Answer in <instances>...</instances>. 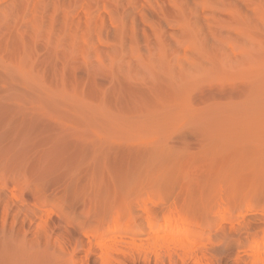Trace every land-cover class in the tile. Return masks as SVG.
Masks as SVG:
<instances>
[{"label": "rangeland", "instance_id": "rangeland-1", "mask_svg": "<svg viewBox=\"0 0 264 264\" xmlns=\"http://www.w3.org/2000/svg\"><path fill=\"white\" fill-rule=\"evenodd\" d=\"M254 180L264 201V0H0V185L7 207L53 229L37 264H108L100 244L119 264H197L176 249L156 258L171 232L149 230L145 211L160 225L169 205L196 212L205 264H245L264 206L258 219L239 202L219 212ZM116 203L138 231L87 257ZM5 205L12 238L25 216Z\"/></svg>", "mask_w": 264, "mask_h": 264}, {"label": "bare ground", "instance_id": "bare-ground-1", "mask_svg": "<svg viewBox=\"0 0 264 264\" xmlns=\"http://www.w3.org/2000/svg\"><path fill=\"white\" fill-rule=\"evenodd\" d=\"M257 82H258V78L256 81V85H257ZM256 171L258 173V168ZM11 184H12V182H11ZM15 184H17V183H15ZM8 185H10V184H8ZM8 185H4V186L0 185V205L1 206L6 204V203H4L7 200L6 199V197H7L6 193L9 191L10 186H12V185H10V186H8ZM251 185H252V188L249 190L250 193L245 198L239 197V195H237L236 191L230 192L229 199L224 202L223 209L225 212L224 211H223V213L219 212L220 213L219 219H223L226 216V212L228 209L230 210V212L233 211V208L231 206H232V203H235V202H239L240 204H243V207L246 208L247 211L251 212L250 214H248L249 217L258 219V208L264 206V204H263L264 201L262 200V198H260L258 196V181H255V180L252 181ZM15 187H17V186H15ZM13 189H14V187H13ZM9 193H10V191H9ZM35 193L36 194L39 193L40 197H41L40 191L37 192V190H36ZM42 194H44V193H42ZM4 197H5V201L3 199ZM13 197H11V198H13ZM41 198L44 200L46 199L43 197H41ZM2 199H3V202H2ZM14 199H15V197H14ZM14 199H12L11 201H14ZM17 201H14V203L19 202V201L18 202ZM261 202L263 205L261 204ZM118 204L116 203V207L114 206L115 205L114 204L113 208H111L112 206H110L109 208H104V210L102 209L101 213H99V215L105 216V214L107 212H104V211H106L107 209L109 211H111V213H113L114 210H116L115 214L113 213V215H112V218H113L112 223H109L106 227L104 225H100V226L96 227L95 235L88 237L89 245L87 246L88 250L86 249L87 254H88L87 257L90 258L91 256L94 255V253H96V249H94L93 241L99 240L102 242L103 239L108 237V238H110L109 241L111 243L117 244L119 242H123V240H126L129 232L138 231L140 225H138L137 221L134 218L135 213L128 206L125 207V206H122V204H119V205ZM7 205H8V207L5 205L6 206L4 209L5 212L2 211L3 213H5L4 216L6 215V217H10V215L11 216L13 215L15 220L13 219L12 221L13 222L15 221V223L18 222V220H19L18 217L21 214L24 215L25 218L21 217L24 220L21 218L19 220L20 223H22V224L20 225L18 230H16V231H18V233H15L13 231L14 232L13 235L10 234L13 237H14V234L15 235L18 234L19 236H17V237L15 236L16 240H14L15 238H13V237L12 238H10V237L6 238V236H8V235H6L4 237L3 236L4 234H0L2 236V238L4 239L3 240L2 238H0V241H1L0 242V248H1L0 249V252H1L0 253L1 254L0 255V264H37L41 260V257L47 255L50 252H52L54 254L55 247H53L54 245H52V243H51V240H50L51 235L49 234V230H48V229H50V231H52L53 229L51 228L49 223L41 221V222H39V224H37L36 218L34 215H32V218H29L30 215L26 213L23 204H20L21 208H18V209H17V207H14V208H16V209H14L13 206H11V205H13V203L10 204V206L8 203H7ZM117 206L120 208H118ZM87 207L85 205V209ZM94 207H96V206H93V209H92L93 211H94ZM89 208L91 210L92 207L89 206ZM82 209L83 210L81 212L84 211V214H85V211L87 209L86 210H84V208H82ZM98 209H100V208H96V212L98 211ZM92 210L90 212L86 211L87 214L92 213ZM145 212H147V214H148V216H147V214H145V216L148 217L147 228L149 230H154L157 233L162 234L164 232L165 228H167L169 230V232H171V235H167V236L162 237L163 239L166 237L168 239L171 238L170 240H167L165 242L163 240H161V238L158 240L157 246H156V251H155V255H156L157 259H160V257L163 258V256H161L160 252L163 248H166L168 251H172L174 249L180 251V255H181L180 259L184 258L187 260V259L193 257V258H195L197 264H205L207 262L206 256L204 254H202V252L200 251L202 248L201 243L203 242L204 238L206 237V234H204L201 231H198L196 229L195 222H196L197 217L195 214L196 212H194V210H192L190 208L172 207L169 205L167 208L166 215L163 217V224H160V225L156 221L157 211L155 212V211H153V209H146ZM3 213H1V215ZM94 213H95V211H94ZM38 216H40V214H38ZM262 217H264V216H262ZM98 218H100V217H98ZM8 219H6L5 221H7ZM27 219L30 222H28ZM2 220H3V217H2ZM12 221H11V227H12V223H13ZM26 222H28V224H26ZM85 222H87V221H85ZM3 223H4V221H3ZM15 223H13V226L16 227V225H14ZM84 223H83V225H84ZM5 224H6V222L4 223V225ZM255 224H256V222L254 221L252 224L246 225L245 230L258 229V227L254 226ZM87 225H89L90 227H88ZM86 226L89 229L93 228L92 225H90L89 223L86 224ZM0 229L1 230H3V229L7 230L4 227H3V229L2 228H0ZM12 229H14V227L11 228L10 230H12ZM85 230H84V232L88 231V229L86 231ZM2 232L3 231H1L0 233H2ZM10 232H12V231H10ZM81 232H83V231H81ZM88 233H89V231H88ZM6 234H8V232ZM83 234H84L83 235L84 237L88 236V234H86V233H83ZM85 234H86V236H85ZM91 234L93 235L94 233H91ZM81 236H82V234H81ZM159 236H161V235H159ZM44 237H45V241L43 243L42 239ZM238 237H240V235H238ZM251 238L254 239V241H255V245H254L255 246V250H254L255 255L252 258L251 257L247 258L246 260H248V261H245V264H264V238L258 240V239H256V237L253 238L252 235H250L248 239H251ZM31 239L35 240L34 243H31V241H32ZM57 240H59V239H57ZM82 241H78L80 244L77 242L76 243L77 246L75 245L76 247L73 246V247H75V248H73L74 252H76V250L78 251L79 249L81 250L83 248V245L81 244ZM41 243H43V244H41ZM56 243L58 244L59 242H56ZM258 244H261V245L258 246ZM100 247H102V256H101L102 262L106 261V262H108V264H119V263H121V257L119 256V253L117 252L116 254H114L112 251L113 249L110 248L108 244H100ZM246 248H247V246H246ZM258 248H260L259 249V255H260L259 258H258ZM66 264H69V263H66Z\"/></svg>", "mask_w": 264, "mask_h": 264}]
</instances>
